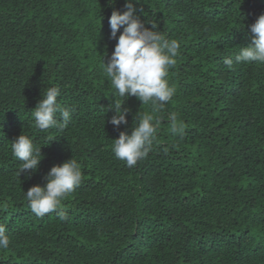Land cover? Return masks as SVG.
Instances as JSON below:
<instances>
[{
	"label": "trees",
	"instance_id": "16d2710c",
	"mask_svg": "<svg viewBox=\"0 0 264 264\" xmlns=\"http://www.w3.org/2000/svg\"><path fill=\"white\" fill-rule=\"evenodd\" d=\"M125 4L0 0V224L10 235L0 264H264V64L223 63L251 42L264 0L137 3L181 48L168 74L175 95L156 113L159 143L133 167L113 139L152 107L130 97L128 123L115 127L102 71L123 32L111 37V14ZM52 86L74 111L67 128L41 132L31 112ZM172 112L183 135L171 132ZM22 132L44 154L30 177L11 151ZM73 155L83 181L62 201L68 220L36 216L25 191Z\"/></svg>",
	"mask_w": 264,
	"mask_h": 264
},
{
	"label": "clouds",
	"instance_id": "9594fccd",
	"mask_svg": "<svg viewBox=\"0 0 264 264\" xmlns=\"http://www.w3.org/2000/svg\"><path fill=\"white\" fill-rule=\"evenodd\" d=\"M114 4L115 0H109ZM140 0H126V10L115 9L110 17L109 25L111 37L117 38V32L123 27L110 59L102 65L104 76L110 83L114 99L109 108L115 110L110 123L115 127L127 124L130 109L123 105L132 96L151 105L152 112L139 111L134 117L131 133L122 131L114 140L113 152L116 158L124 161L128 167L135 166L138 161L146 158L154 145L158 144V129L161 118L156 115L165 104L170 102L176 92L168 80V74L177 63L181 45L176 39H168L152 21H142L136 15V7ZM151 24V27L146 24ZM250 43L241 46L233 57H225L224 65L231 69L235 64L258 63L264 64V14L258 16L250 25ZM61 90L52 86L44 88L42 99L32 109L31 116L35 128L41 132L49 129H65L72 119L71 108L58 102ZM123 100V103L121 102ZM107 110V111H108ZM168 119L171 121V132L183 135L184 123L178 122L177 114L172 112ZM12 155L21 161L20 175L31 176L38 171L44 154L42 146H37L33 139L22 132L12 140ZM46 184H36L26 193L30 210L43 218L49 213H57L59 220L67 221L68 215L61 208L62 201L72 194L83 181L81 163L73 155L63 164L51 167L44 177ZM10 245V235L7 227L0 224V249H7Z\"/></svg>",
	"mask_w": 264,
	"mask_h": 264
}]
</instances>
